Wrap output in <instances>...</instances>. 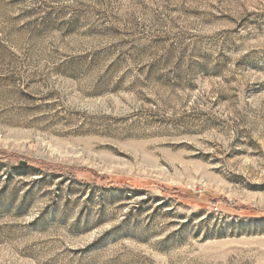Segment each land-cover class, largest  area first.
<instances>
[{"label": "rangeland", "instance_id": "1", "mask_svg": "<svg viewBox=\"0 0 264 264\" xmlns=\"http://www.w3.org/2000/svg\"><path fill=\"white\" fill-rule=\"evenodd\" d=\"M0 264H264V0H0Z\"/></svg>", "mask_w": 264, "mask_h": 264}, {"label": "water", "instance_id": "2", "mask_svg": "<svg viewBox=\"0 0 264 264\" xmlns=\"http://www.w3.org/2000/svg\"><path fill=\"white\" fill-rule=\"evenodd\" d=\"M19 164H22V165H24V164H25V162H22V161H21Z\"/></svg>", "mask_w": 264, "mask_h": 264}]
</instances>
